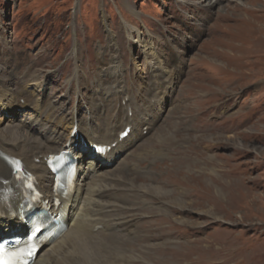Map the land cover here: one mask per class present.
I'll return each mask as SVG.
<instances>
[{"label":"rangeland","instance_id":"1","mask_svg":"<svg viewBox=\"0 0 264 264\" xmlns=\"http://www.w3.org/2000/svg\"><path fill=\"white\" fill-rule=\"evenodd\" d=\"M121 17L153 35L161 59H181L177 66L168 63V70L176 66L170 80L155 76L139 44L126 41ZM111 54L121 60L116 72H108ZM22 77L45 81L42 100L63 120V137L73 114L96 133L107 124L117 129L133 98L149 122L117 160L101 168L123 185L154 186L134 178L156 159V135L170 131L166 143L182 145V160L158 170L175 191L185 189L186 211L168 209L169 217L156 212L168 199L130 197L135 237L118 234L109 245L127 259H140L122 264H264V0H0L1 94L21 103ZM118 78L124 100L106 93ZM8 111L0 112V131L7 134L24 118ZM202 113L204 121L231 130L178 135L179 119ZM203 206L220 219L197 211ZM154 235L168 241L159 243Z\"/></svg>","mask_w":264,"mask_h":264},{"label":"bare ground","instance_id":"2","mask_svg":"<svg viewBox=\"0 0 264 264\" xmlns=\"http://www.w3.org/2000/svg\"><path fill=\"white\" fill-rule=\"evenodd\" d=\"M206 6L209 7V5ZM133 15H136V12ZM119 22L126 31V41L129 44H139L140 53L148 58L147 62L151 72L157 77L165 74L170 80L171 74L169 72L176 69L181 59L172 57L168 58L167 61L161 59V52L156 47L157 41L153 35L149 34V32L145 33L138 26L131 24L125 17H121ZM104 27L108 31V39H111L113 37L110 34L111 29L107 26ZM111 56L113 59L111 69L108 72H116L120 68L121 60L117 54H111ZM168 63L176 66L168 70ZM77 77L78 73L74 72L72 79ZM20 81L25 83L23 89L19 92L18 98L22 99L21 103L19 101L12 102L7 95H2L0 92V112L18 110L20 115L24 117L18 121L17 125L11 127L10 133L7 134L5 131H0V195H3L4 191L7 190L4 181L10 177V168L4 157L13 156L21 159L26 169L36 176L38 188L42 194V202L47 207H50L49 212L56 214L59 208L67 211L66 230L58 239L39 250L33 264H116V260H119V264H122V261H126L125 259L127 258H125L122 251H113L109 241L118 234L135 237V231L132 229L131 224L132 219L129 214L131 209L127 207V204L131 202L130 197L138 196L144 199V195H156L168 199V206L164 205L162 210L156 212L169 217L168 209H175L177 212L185 210V205L188 202H185L181 196L185 195V189L182 187L179 192L175 191L173 188L176 185H169L166 176L160 177L161 170H158L165 166H173V163L182 160L183 154L180 152L182 145L166 143V139H172L170 131H166L161 136L156 135L155 142L160 145V147H155L154 150L156 159L145 173H137L134 178L141 182L154 183V186H143L144 184H142L138 189H133L132 186L123 185L118 179L108 177L101 170L102 167L110 165L117 160L132 141L141 136V132L138 129L141 124H146L149 120L145 112L137 110L133 98H128L129 102L127 103L124 117L117 129L107 124L103 132L96 133L91 124L86 123L87 126L84 128L83 122H78L73 114L68 118L69 130L67 135L63 137L60 130V127L63 126V120H56L55 116H53V107L49 103H43L42 100L45 81L29 79V77H22ZM106 93L115 94L125 99L126 90L121 85V78H118L116 83L111 85ZM215 109L213 108L214 111ZM129 111H131V115H129ZM201 115L203 113L197 117L188 115L179 119V122H182V126L181 130L178 128V131H180L178 135L198 137L211 133H222V129L227 132L232 128L227 123V126L217 127L211 121H204ZM16 116L14 114V117L10 119L11 123L16 119ZM36 126L40 127L38 130L40 134L33 133ZM170 126H175V123H170ZM74 127H77V131L71 135V130ZM126 127H130L129 133L126 138L121 139L120 134ZM181 144H183V141ZM61 151L70 152L77 161L78 176L73 194L67 198L60 199V205L56 207L54 195L51 191L53 177L46 167V158L52 152L59 153ZM207 176L212 179V176H217V173L213 171ZM230 179L233 180V178ZM158 184L166 188L159 187L157 186ZM214 192L217 196H222L219 189H214ZM11 199V208L0 213V234L6 235L8 232L13 231L20 232L25 228L24 218L20 217L22 201L15 194ZM195 202H198V199L193 201V204ZM197 211L209 215L213 220L220 219L218 215L212 212L210 207L203 206L202 208H197ZM177 219L180 220L178 221L180 223L184 222L181 217L178 218L177 216ZM154 236L161 240L159 243L168 241L167 237L163 235ZM184 236L180 233L176 234V237L183 239ZM144 238L149 239L153 238V236L146 235ZM147 254L150 255L149 253ZM139 259L138 257H130L127 260L137 262ZM142 263L153 264L148 261H142Z\"/></svg>","mask_w":264,"mask_h":264}]
</instances>
